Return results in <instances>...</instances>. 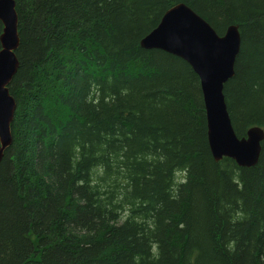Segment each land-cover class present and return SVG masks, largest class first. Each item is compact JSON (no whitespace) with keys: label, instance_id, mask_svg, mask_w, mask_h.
<instances>
[{"label":"trees","instance_id":"16d2710c","mask_svg":"<svg viewBox=\"0 0 264 264\" xmlns=\"http://www.w3.org/2000/svg\"><path fill=\"white\" fill-rule=\"evenodd\" d=\"M13 1L0 264H264V141L252 168L215 163L198 78L140 48L178 4L237 26L227 112L264 131V0Z\"/></svg>","mask_w":264,"mask_h":264},{"label":"water","instance_id":"95a60500","mask_svg":"<svg viewBox=\"0 0 264 264\" xmlns=\"http://www.w3.org/2000/svg\"><path fill=\"white\" fill-rule=\"evenodd\" d=\"M0 161L10 147V125L16 103L8 86L19 64L15 52L19 46L17 16L13 0H0ZM140 48L156 50L183 61L198 78L205 113L206 137L215 163L232 160L239 168L257 165L264 131L249 128L236 137L227 112L223 89L234 77V64L240 49L237 26H229L218 35L190 8L178 4L167 10L158 25L140 41Z\"/></svg>","mask_w":264,"mask_h":264},{"label":"rangeland","instance_id":"374dc122","mask_svg":"<svg viewBox=\"0 0 264 264\" xmlns=\"http://www.w3.org/2000/svg\"><path fill=\"white\" fill-rule=\"evenodd\" d=\"M5 153V152H4ZM4 153H3V156H4ZM3 156H2V158H3ZM2 160V159H1ZM181 175L179 174V177H180ZM180 179V178H179Z\"/></svg>","mask_w":264,"mask_h":264},{"label":"bare ground","instance_id":"6f19581e","mask_svg":"<svg viewBox=\"0 0 264 264\" xmlns=\"http://www.w3.org/2000/svg\"><path fill=\"white\" fill-rule=\"evenodd\" d=\"M248 130V129H247Z\"/></svg>","mask_w":264,"mask_h":264}]
</instances>
